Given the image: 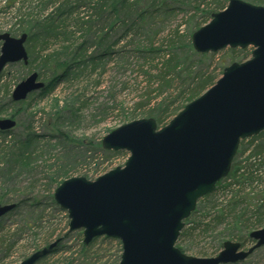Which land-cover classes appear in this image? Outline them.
Masks as SVG:
<instances>
[{"label": "water", "instance_id": "95a60500", "mask_svg": "<svg viewBox=\"0 0 264 264\" xmlns=\"http://www.w3.org/2000/svg\"><path fill=\"white\" fill-rule=\"evenodd\" d=\"M27 38L26 33H0V73L9 63L28 64ZM192 40L201 53L252 46V57L226 67L215 85L164 127L150 117L111 131L102 146L128 151L126 164L94 181L68 178L54 192L68 211L69 230L83 229L85 244L100 236L121 240L119 264H235L264 245V228L250 233L257 242L248 250L229 240L214 257L188 255L176 245L198 200L230 173L241 141L264 132V6L230 0ZM44 86L33 72L17 84L12 99L23 101ZM15 126L12 117L0 118V130ZM15 206L0 202V220ZM56 245L19 264H35Z\"/></svg>", "mask_w": 264, "mask_h": 264}, {"label": "rangeland", "instance_id": "374dc122", "mask_svg": "<svg viewBox=\"0 0 264 264\" xmlns=\"http://www.w3.org/2000/svg\"><path fill=\"white\" fill-rule=\"evenodd\" d=\"M159 1L161 0L157 2ZM166 1L169 9L165 12L159 9L161 10L159 15L151 19L159 20L156 25L158 34L154 37L156 43L153 46H162L166 50L165 54H168L167 44L174 38L170 36L177 28H180L181 37L178 39V44L183 51H187L188 48L185 46L193 45V42L190 44L193 33L211 21L212 16L209 12L210 8L215 6V1L214 3L213 0ZM245 1L264 6V3L254 2L255 0ZM0 2L3 3L2 0ZM228 2L229 0L227 5ZM148 4L150 0H139L134 9L139 7L145 9ZM155 7L162 6L156 4ZM122 18L124 17L121 16L120 19ZM13 22L10 16H5L0 10V33L9 32V29L14 26ZM77 36H80V32ZM145 39L147 35L143 37V40ZM82 40H88L90 43V38L84 37ZM232 49L235 53L231 52V47L210 52L206 59L191 52L190 55L194 58L193 70H200L207 74L214 73L217 76V82L223 76V68L230 65L231 61L242 62L252 57V46ZM94 50H98V47L96 46ZM160 55L144 50L138 52L136 56L130 53V56L126 58L114 54V60L106 61L104 66L99 67L95 72H90V69L74 71L77 75L69 80H62L53 91L45 90L44 93L40 90L34 91L25 100L26 102L21 104H15L16 102L12 100L13 90L32 72L40 74V68L38 65H24L22 62L9 63L5 66L0 73V118L11 117L13 113L18 112L17 109H20L14 118L17 125L12 129V135L36 132L44 138L43 145L49 138L52 140L50 144L43 147V154L37 156L32 168L25 169L18 176L7 178L0 176V195L4 196L0 202L3 204L22 202L0 220V264H19L54 241L59 244L61 251L55 253L52 251L35 264H119L123 246L118 238L100 236L96 238V241L93 240L86 245L89 246L87 250H82L84 230H69L68 211L56 203L54 192L65 179L82 176L94 181L100 175L125 165L130 156L128 151H108L97 148L100 143L102 145L103 138L111 131L136 119L155 118L149 116L151 108L156 107L158 103H165L162 105L164 108L174 101L167 117L158 126L163 127L184 109V104L186 106L195 100L185 102L189 94L184 91L185 87L182 94H178L183 85V78L172 75L174 79L170 87L161 93L162 95L155 91L152 93V101L149 105L136 107L137 102L147 101L145 95L147 91L158 86L157 74L160 63L156 67H152L151 64L155 66L157 60L161 59ZM144 56L154 59L145 60ZM44 72L39 77L47 85L48 74ZM155 95H159L160 98H153L156 97ZM176 108L179 111L175 112ZM58 127L69 137H59V133L53 131V128ZM54 133L56 135L51 137ZM12 135L5 136L0 133V142H3L4 137L11 139ZM250 189L251 193H248ZM246 191L241 192V195L245 197L242 208H246L248 212L249 219L245 223L255 224L249 231L251 232L253 229L264 227V213L260 219H257L256 214L253 215L264 201V190L256 188L253 183H248ZM34 197L39 201L32 206ZM229 197L227 193H220L216 200L209 197L210 199L202 201L201 197L198 200L196 212L189 217L190 221L183 230L192 225V219L200 218L204 206L209 201L215 202L220 208ZM262 211L264 212V209ZM38 216H41L42 220L36 219ZM231 223L228 219L220 228L209 233L195 231L188 238L179 237L176 245L188 255L214 257L221 251L217 240L218 233L222 232L228 224L233 225ZM246 230L245 227L240 226V231L235 233L234 240L241 241L238 237L245 234ZM2 240H4L3 243H1ZM247 240L249 238L245 241ZM246 243H248L247 249L250 241ZM11 244H13L12 248L8 251L7 248ZM235 264H264V246L258 248L246 261Z\"/></svg>", "mask_w": 264, "mask_h": 264}, {"label": "trees", "instance_id": "16d2710c", "mask_svg": "<svg viewBox=\"0 0 264 264\" xmlns=\"http://www.w3.org/2000/svg\"><path fill=\"white\" fill-rule=\"evenodd\" d=\"M2 1L3 3L0 2L1 12L14 20V26L9 29V32L13 36H21L23 33L28 35L26 41V49L29 55L28 64L30 66L38 65L40 68L39 75H42L44 71L48 74L46 76L48 82L41 90L42 93L45 90L53 91L62 80H69L72 76L77 75L74 71L90 69V72H95L99 67H103L106 61L114 60V54L126 58L130 56V53L136 56L142 50L151 54L154 53V55H163H160L161 59L157 60L159 62H156L155 66L151 64L152 67H156L160 63L157 74L159 77L158 86L146 92L147 101L137 102V108L149 105L152 101L153 92L157 91V94L162 95L161 93L170 87L174 79L172 75L183 78V85L178 94H182L185 87L184 91L189 92L185 102L198 98L216 83L217 76L214 73L207 74L200 72V70H193L192 62L194 58L190 53L198 54L204 59L208 58L210 53H199L194 50L193 45L185 46L188 50L183 51L178 44V39L181 37L180 28H177L174 34L170 36L174 38L169 40L167 44L168 54H165L166 50L162 46H153L156 43L154 37L158 34L156 25L159 20L151 19L159 15V12H161L159 9H163L162 12L169 9L166 0L159 2H157L158 0H150V4L145 9L140 7L134 9L139 0ZM214 1L215 6L210 8V16L227 6V0L225 2L213 0L212 2L214 3ZM203 2H206V0H203ZM254 2L264 3V0H255ZM156 4L162 7H155ZM121 16L124 18L120 19ZM78 32H80V36H77ZM145 35H147V39L143 40ZM84 37L90 38V43L88 40H82ZM114 38L115 40H113ZM191 42L192 40L190 44ZM96 46L98 50H94ZM231 52L235 53V50L231 48ZM148 57L144 56L145 60ZM233 62L235 61H231V63ZM159 95H155L156 97L153 98L158 97L159 99ZM22 102L26 101L14 103L21 104ZM172 103L174 101L164 108H162V105L165 103H158L156 107L149 110V116L155 117L158 125L161 124L164 118L167 117L166 115L170 111ZM183 107H185V104ZM17 111L11 117L15 118L20 109H17ZM177 111H179L178 108L175 112ZM53 131L59 133V137H69V135H65L66 132L61 130L60 127L53 128ZM0 133L5 136L13 134L9 131H0ZM56 133L51 137L55 136ZM43 139L36 132L12 135L11 139L4 137L3 142H0V176L4 178L18 176L25 169L32 168L35 165L37 156L43 154V147L50 144L52 140L49 138L43 145ZM97 148L104 150L101 143ZM245 155L247 156L242 158ZM248 183H253L256 188H263L264 190V132L241 142L228 176L217 183L213 192L202 197V201H206L209 197L216 200L217 195L220 193H227V196L230 197L225 201L224 206L219 208L215 202L209 201L204 206L200 218L197 220L192 219V225L182 230L180 237L188 238L195 231L209 233L220 228L229 219L233 225L228 224L224 227L226 230L223 229L222 232L218 233L217 240L220 249L223 248L227 240H234L235 233L240 231V226L247 229L245 234L238 237L239 240L245 241L249 236V231L255 225L254 223L248 225L245 223L249 217H247V209L242 208L245 197L241 195V192L246 191ZM248 193H251V189L248 190ZM3 198L4 196L0 195V201ZM38 201V198H32L31 205H36ZM21 203L20 201L17 205ZM262 209H264V201L253 212V215L258 216L257 219H260L264 213ZM194 212L196 211L194 210ZM36 219L42 220L41 216ZM189 221L190 218L186 220V224ZM235 228H237V231H235ZM82 244V250H87L86 248L89 246H86L85 243ZM12 245L7 248L8 251L11 250ZM58 245H56L53 253L61 249Z\"/></svg>", "mask_w": 264, "mask_h": 264}, {"label": "flooded vegetation", "instance_id": "af4514ba", "mask_svg": "<svg viewBox=\"0 0 264 264\" xmlns=\"http://www.w3.org/2000/svg\"><path fill=\"white\" fill-rule=\"evenodd\" d=\"M261 228H263V227H261ZM258 229H260V228H258ZM254 230H257V229H253L252 231H254ZM252 231H251V232H252ZM251 232H250V233H251ZM250 233H249V236H248L249 240H247V241H250V243H249V244H250V245H249V248L252 247V246L257 242L256 240H254V239H252V238L250 237ZM227 241H229V240H227ZM230 241H234V240H230ZM247 241H234V242H239V243H241L242 246H241V249H240V250H248L249 248L246 249V246H248V243H246ZM224 244H225V243H224ZM263 246H264V245H263ZM261 247H262V246H261ZM223 248H224V245H223ZM223 248H222V249H223ZM259 248H260V247H259ZM222 249H221V250H222ZM257 249H258V248H257ZM257 249H256V250H257ZM256 250H255V251H256ZM255 251H254V252H255ZM254 252H253V253H254ZM253 253H252V254H253ZM252 254H251V255H252ZM251 255H250V256H251ZM250 256H249V257H250ZM249 257H248V258H249ZM248 258H246L245 260L240 261V262H238V263H242V262L246 261Z\"/></svg>", "mask_w": 264, "mask_h": 264}]
</instances>
